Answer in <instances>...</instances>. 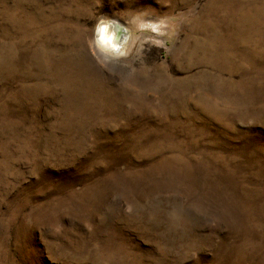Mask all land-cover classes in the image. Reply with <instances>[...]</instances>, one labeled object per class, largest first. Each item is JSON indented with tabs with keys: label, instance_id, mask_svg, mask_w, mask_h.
<instances>
[{
	"label": "rangeland",
	"instance_id": "1",
	"mask_svg": "<svg viewBox=\"0 0 264 264\" xmlns=\"http://www.w3.org/2000/svg\"><path fill=\"white\" fill-rule=\"evenodd\" d=\"M0 264H264V0H0Z\"/></svg>",
	"mask_w": 264,
	"mask_h": 264
},
{
	"label": "bare ground",
	"instance_id": "2",
	"mask_svg": "<svg viewBox=\"0 0 264 264\" xmlns=\"http://www.w3.org/2000/svg\"><path fill=\"white\" fill-rule=\"evenodd\" d=\"M120 29H121V27L117 23H113L111 25H105V24L103 25V31L99 37L101 41L99 40V42H97V46H96L97 50L101 54L107 56L109 53L116 54L118 52L117 51L115 53L113 50L115 48L118 49L121 47V45H123L124 38L126 36V35H121V33L119 32ZM100 33H101V31H100ZM107 48H109V49H107Z\"/></svg>",
	"mask_w": 264,
	"mask_h": 264
},
{
	"label": "water",
	"instance_id": "3",
	"mask_svg": "<svg viewBox=\"0 0 264 264\" xmlns=\"http://www.w3.org/2000/svg\"><path fill=\"white\" fill-rule=\"evenodd\" d=\"M119 32L121 33V35H125V30L123 29V28H121L120 30H119ZM121 48V47H120ZM120 48H115L113 51L116 53L117 51H119L120 50Z\"/></svg>",
	"mask_w": 264,
	"mask_h": 264
}]
</instances>
